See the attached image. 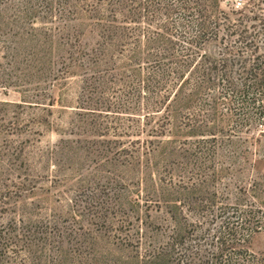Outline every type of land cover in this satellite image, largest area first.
I'll list each match as a JSON object with an SVG mask.
<instances>
[{
  "label": "rangeland",
  "instance_id": "rangeland-1",
  "mask_svg": "<svg viewBox=\"0 0 264 264\" xmlns=\"http://www.w3.org/2000/svg\"><path fill=\"white\" fill-rule=\"evenodd\" d=\"M148 2L132 4L139 40L157 37L165 20ZM244 2L221 6L237 19L230 7ZM83 6L0 0V264H170V236L213 237L237 220L234 209L264 206V126L247 129L223 106L202 113L183 100L149 124L140 112L138 123L124 97L129 52L109 46L89 67L70 58L98 48ZM99 70L103 83L86 88ZM156 122L166 126L153 139ZM248 247L264 254V228Z\"/></svg>",
  "mask_w": 264,
  "mask_h": 264
},
{
  "label": "trees",
  "instance_id": "trees-1",
  "mask_svg": "<svg viewBox=\"0 0 264 264\" xmlns=\"http://www.w3.org/2000/svg\"><path fill=\"white\" fill-rule=\"evenodd\" d=\"M81 1L84 20L90 22L98 48L92 50L93 55L85 54V60L82 53L76 52H71L70 58L89 67L103 61L102 55L109 46L119 45L122 51L129 52L130 59L135 61L130 72L131 91L124 97L131 100L135 112L131 114L138 123L142 118L140 112H145L143 117L149 124L162 111L168 112L172 102L183 100L202 113L223 106L238 116L247 129L256 123L264 126V0H245L241 8L232 4L230 9L238 14L237 19L222 9V0H143L155 4L156 12L165 17L157 28L165 35L157 32V37L145 35L144 40L135 37L132 28L135 0ZM151 13L153 16L154 12ZM148 31L142 30V34ZM45 35V41L50 42V34ZM65 46L70 51L73 45ZM211 46L216 48L213 53ZM101 72L96 71L91 82L84 81L86 88L96 89L103 83ZM164 116L158 122L168 120ZM158 122L146 136L161 137L166 123ZM137 129L141 134L146 132ZM263 135L261 130L260 136ZM145 143L149 154L153 151L150 145L156 142ZM138 144L136 152L140 155L144 148L140 141ZM249 205L247 212L234 209L237 220L227 222L224 232L213 237L199 235L197 229L170 236L164 248L169 263L264 264V254L255 255L248 247L250 238L264 228V206L253 211L255 205Z\"/></svg>",
  "mask_w": 264,
  "mask_h": 264
}]
</instances>
